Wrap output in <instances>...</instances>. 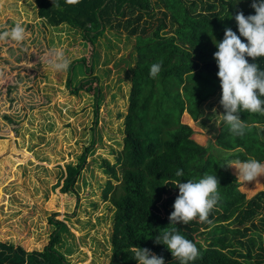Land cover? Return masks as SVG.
<instances>
[{
  "label": "trees",
  "instance_id": "trees-1",
  "mask_svg": "<svg viewBox=\"0 0 264 264\" xmlns=\"http://www.w3.org/2000/svg\"><path fill=\"white\" fill-rule=\"evenodd\" d=\"M32 1L37 17L55 28L65 25L75 30L79 44L86 49L71 61L66 84L72 93L82 89L91 94L93 125L88 127L87 143L81 145L74 161L65 162L59 189L75 193L77 177L89 161L106 174L100 196L107 200L106 206L111 211L108 264H137L131 251L133 246L162 255L165 264H179L165 245L154 243L155 238L173 227L200 251L199 258L189 264H249L254 237L249 236L243 245L235 236H243L248 229L247 221L258 214L263 224L259 228L264 231V187L246 198L239 183L225 175L223 162L233 154L225 158L200 154V144L190 136L192 128L180 116L185 110L196 118L200 102L216 89L221 90L213 58L217 51L214 43L223 39L225 28H231L239 36L235 14L237 11L245 16L255 14L252 0H80L76 5L65 0H55L54 4L52 0ZM171 4L173 8L168 12ZM156 11L160 16L154 24L151 17ZM106 29L118 40L119 30H124L123 37L129 43L122 69L128 84L126 111L120 127L122 148L117 150L108 145L114 162L100 154L93 155L101 94L98 76L90 73L98 56L94 45L98 37L109 41ZM240 38L246 42L244 37ZM246 59L264 70V57L255 61ZM160 62V73L151 77V64ZM239 115L245 122L264 119L258 113ZM256 131L251 125L243 136L235 137L228 131L224 146L245 144L264 152ZM88 154L89 161L85 160ZM235 156L240 160L250 158ZM116 164L120 165L119 174ZM177 169L183 170L182 177L175 175ZM205 174L216 175L220 183V199L208 216L210 223L194 219L188 224H170L168 217L178 194L174 183L198 180ZM48 222L53 228L40 249L26 250L13 241L0 239V264H69L57 247L60 232L69 233L66 223L50 216ZM250 226L256 225L251 222ZM254 234L260 237L258 231Z\"/></svg>",
  "mask_w": 264,
  "mask_h": 264
},
{
  "label": "rangeland",
  "instance_id": "rangeland-1",
  "mask_svg": "<svg viewBox=\"0 0 264 264\" xmlns=\"http://www.w3.org/2000/svg\"><path fill=\"white\" fill-rule=\"evenodd\" d=\"M172 8L173 4L167 11ZM159 16L156 11L151 17L154 24ZM17 22L26 30L25 40L22 43L10 39L0 41V239L13 241L26 250L40 249L53 228L48 222L50 216L66 223L69 233L60 232L57 247L69 264H108L111 211L106 206L107 200L100 196L106 174L89 161L88 154L85 160L89 164L76 180L77 191L59 189L65 162L74 161L81 145L87 143L88 127L94 119V99L82 89L72 93L66 84L69 71H52L47 65V54L61 48L72 61L86 49L79 44L75 30L65 25L55 28L37 17L32 0H8L0 10V31ZM119 31V40L107 29L109 41L98 37L94 44L98 56L90 73L98 76L101 94L93 155L105 156L110 162L114 158L108 145L117 150L122 148L120 127L127 103L128 84L122 69H125L123 56L128 54L129 43L123 37L124 30ZM30 63L35 67L29 68ZM220 95L221 90L216 89L205 97L199 105L200 114L194 119L185 110L181 113L180 120L190 125V136L200 144L198 152L210 158L215 154L222 158L233 154L223 165L237 159L235 154L264 163V152L254 151L252 146L237 143L224 146L225 137L230 133L220 118L223 112ZM246 123L257 130L260 136L257 140L264 145V119ZM116 169L119 174V164ZM224 169L230 181L239 183L246 198L264 187V177L256 184L242 185L236 179L234 168L224 166ZM259 216L247 221L248 229L243 236H235L243 245L249 236L254 237L249 264H264V231L259 228L263 227ZM249 222L256 226H250ZM256 231L259 238L254 234Z\"/></svg>",
  "mask_w": 264,
  "mask_h": 264
},
{
  "label": "clouds",
  "instance_id": "clouds-1",
  "mask_svg": "<svg viewBox=\"0 0 264 264\" xmlns=\"http://www.w3.org/2000/svg\"><path fill=\"white\" fill-rule=\"evenodd\" d=\"M69 5H76L80 0H65ZM8 0H0V10H3ZM55 0H52V4ZM59 7V4H56ZM251 7L255 14L245 16L237 11L235 21L239 36L231 28L224 29L223 39L215 41L217 51L213 53L218 71L216 73L221 95L219 104L223 108L220 118L228 126L234 136H243L249 125L240 118V112L264 115V70L246 57H264V0H252ZM240 37H244L243 42ZM26 38V30L20 22L7 30L0 31V41L12 40L22 43ZM71 60L66 57L63 49L54 48L47 54V65L54 72H66ZM160 63L150 66L149 75L155 78L161 71ZM29 68L35 67L30 63ZM242 151V150H241ZM235 169L236 179L245 185L246 182H259L264 177V163L255 158L241 161L230 160L223 165ZM222 166V167H223ZM175 175L182 177V169H177ZM168 184V183H165ZM219 178L216 175L205 174L202 178L188 179L186 182L177 180L174 186L178 189L173 202V211L169 214L170 224H188L194 219L204 223L210 221L208 216L216 207L220 197L218 192ZM154 243L163 244L179 264H189L200 256L196 244L186 239L176 228L165 230ZM137 264H165L164 257L152 252L149 248L133 246L131 249Z\"/></svg>",
  "mask_w": 264,
  "mask_h": 264
}]
</instances>
